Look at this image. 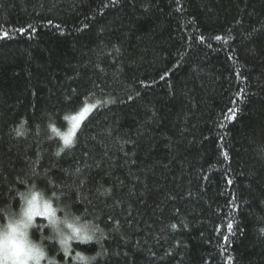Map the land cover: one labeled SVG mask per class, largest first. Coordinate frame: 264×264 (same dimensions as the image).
<instances>
[{"label": "trees", "instance_id": "obj_1", "mask_svg": "<svg viewBox=\"0 0 264 264\" xmlns=\"http://www.w3.org/2000/svg\"><path fill=\"white\" fill-rule=\"evenodd\" d=\"M28 184L95 264H264V0H0V205Z\"/></svg>", "mask_w": 264, "mask_h": 264}, {"label": "clouds", "instance_id": "obj_2", "mask_svg": "<svg viewBox=\"0 0 264 264\" xmlns=\"http://www.w3.org/2000/svg\"><path fill=\"white\" fill-rule=\"evenodd\" d=\"M63 197L62 191L28 184L14 193L12 202L0 205V264H61L60 254H67L72 264H95L101 252L73 245L102 246L105 231L94 219L74 211ZM39 223L45 234H36ZM53 244L55 252L49 250Z\"/></svg>", "mask_w": 264, "mask_h": 264}, {"label": "snow or ice", "instance_id": "obj_3", "mask_svg": "<svg viewBox=\"0 0 264 264\" xmlns=\"http://www.w3.org/2000/svg\"><path fill=\"white\" fill-rule=\"evenodd\" d=\"M182 10L183 9L182 8H179V7L177 9V11H182ZM19 31L23 32L24 29H20ZM3 35H6V33L3 34ZM204 39L205 38L203 36L200 37V40L201 41H203ZM215 39L217 41H219V40L222 39V37L219 36V35H217L215 37ZM167 75H168V73H165L163 76L160 77V79L163 80ZM243 92H244V89H241V91L239 93H237V97H240L241 96V93H243ZM129 99H131V97H129ZM108 102L110 103L111 101H108ZM100 103H101L100 101H96V104L92 105L91 107L94 108L97 105H99ZM85 111H87V108L85 109ZM238 111H239V106L237 104V101L236 100H233V107H231V108L228 109V112H227V114L225 116L226 120H228V121L234 120L236 118V116H237ZM80 115L82 116L83 115V112ZM65 119H68V117H65ZM71 119H73L74 121H76V123H74L72 125V129H70L66 134L57 133V134L62 135L63 143H64L65 146H70V145H72L74 143V139H73L74 131L73 130L76 129L78 127V124H79V117L74 116V117H71ZM220 126L223 127V124H221ZM50 127H52L53 132H57V129L54 126H51L50 125ZM16 134L17 135H23V131H22L21 127H17ZM221 139H223V137H221ZM57 155H59V152H57ZM224 155L227 158V153H224ZM77 171H79V169ZM108 191H109L108 189H104V192L102 194H104V193H106ZM235 199H236V197H233V200L230 203L234 205L235 204ZM234 223H236V222L233 219H230L228 221V223H227V229H228L229 233H232L233 232ZM171 227L172 228H175L176 225L173 224V225H171ZM259 232H260V234L262 236H264V228H260L259 229ZM224 239H225V241H228L229 240V237L228 236H225Z\"/></svg>", "mask_w": 264, "mask_h": 264}, {"label": "rangeland", "instance_id": "obj_4", "mask_svg": "<svg viewBox=\"0 0 264 264\" xmlns=\"http://www.w3.org/2000/svg\"><path fill=\"white\" fill-rule=\"evenodd\" d=\"M87 108V111H85V109ZM90 110V107L89 106H85L83 109H81V111H79L77 114H75V115H73V116H71V117H74V116H77V117H79V122H80V120L82 119H84L87 115V112ZM83 112V115L81 116L80 114ZM86 115V116H85ZM83 116H85L84 118H83ZM71 117H69V119H68V121H69V124H68V127H67V129H66V131H64L63 132V134H66L70 129H72V125L74 124V123H76V121H74L73 119H71ZM74 131V130H73ZM74 133H75V131H74ZM63 146H65V145H63Z\"/></svg>", "mask_w": 264, "mask_h": 264}]
</instances>
